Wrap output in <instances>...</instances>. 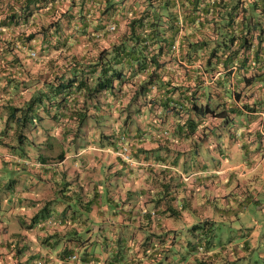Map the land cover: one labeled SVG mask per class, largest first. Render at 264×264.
I'll return each instance as SVG.
<instances>
[{"label":"trees","instance_id":"trees-1","mask_svg":"<svg viewBox=\"0 0 264 264\" xmlns=\"http://www.w3.org/2000/svg\"><path fill=\"white\" fill-rule=\"evenodd\" d=\"M218 71L204 83L203 72ZM75 90L92 109L124 111V128L103 140H246L236 120L264 110V0H0V143L28 138L41 109L74 118L78 130L89 114L65 103ZM147 173L154 186V167ZM160 221L141 242L150 249L154 236V259L176 231ZM215 228L192 223L189 250L209 245Z\"/></svg>","mask_w":264,"mask_h":264},{"label":"crops","instance_id":"crops-1","mask_svg":"<svg viewBox=\"0 0 264 264\" xmlns=\"http://www.w3.org/2000/svg\"><path fill=\"white\" fill-rule=\"evenodd\" d=\"M234 83L236 87L239 85L236 76ZM83 96L76 90L72 91L65 103L72 110H77L78 106H91L92 102L83 104L79 100ZM53 108L58 113L64 111L62 106ZM115 119L118 122L111 128L113 132L124 128L121 119L118 116ZM59 120L61 133L63 130L68 132L77 124L74 120L72 126H65L69 120L67 116ZM36 121L34 128L27 133V140H21L19 145L11 140L0 143V158L4 162L8 161L7 158L14 159L17 165L23 161L24 170L27 162L35 165L40 178L46 182L41 187L30 188L23 173L17 176V183L10 182L5 190L0 188V264H37L38 259L41 264H154L165 254L167 259L162 264H243L246 256L247 264H264V235L247 230L239 233L244 234L243 237H231L225 243H217L218 233L214 230L209 245L203 244L202 249L190 251L186 242L189 233L186 235L184 232L182 236L177 230L186 222L192 224L205 219L217 226L221 221L218 219L237 214L239 210L245 213L252 202L264 207L258 197L259 192H264V110L246 111L236 120V123L243 122L238 131L243 129L246 140H198V146L195 145L197 140H130L133 152L142 147L138 157L149 162L143 166L131 165L115 152L118 140H79V132L74 135V131L72 134L76 140H70L71 136L68 140H57L62 143L58 152L49 153L46 146V150L38 153L32 150V146H36L32 137L42 130ZM259 134L261 137L258 138L256 135ZM232 145H235L233 150L230 149ZM27 152L33 154L32 161ZM79 160L85 168L81 170L86 179L83 183H80L81 178L74 168ZM152 166L154 186H150L147 179V168ZM103 176L106 189H102L100 184ZM60 178H71L74 183L77 180L81 189L79 197L72 201L74 206L60 201L56 204V215H49L40 223L32 217L36 213L35 208L42 199L51 200L53 183H58ZM2 179L0 187L2 183L6 184ZM163 181L166 185H162ZM89 182H92V189ZM148 186L149 190L146 189ZM153 191L154 201H151ZM165 192L174 197L169 203L165 198L160 199ZM104 193L107 197L105 203ZM172 208L178 211L173 212ZM77 209L88 210L90 220L84 213H76ZM104 210L114 218H110L109 226L104 222ZM154 218L161 220L160 226L176 230L174 238L170 234L167 239L171 248L161 250L155 259L153 252L149 253L152 249L154 251L153 235L150 249L145 251L140 247L147 236V226L151 231L153 229ZM50 219L52 221L48 222ZM93 220L95 224L105 225L108 232L101 226L93 228L90 224ZM80 225L90 230L83 235ZM119 226L121 228L118 229ZM123 230H132L130 245L126 244L129 240L124 237ZM118 233L120 236L116 240ZM178 235L181 240L180 237L175 238ZM54 236L60 243L55 244ZM98 236L105 243L99 249L93 245ZM234 243L237 245H231ZM255 249L258 255L251 256L250 252ZM72 254L76 257L71 258ZM142 257H145V263Z\"/></svg>","mask_w":264,"mask_h":264},{"label":"rangeland","instance_id":"rangeland-1","mask_svg":"<svg viewBox=\"0 0 264 264\" xmlns=\"http://www.w3.org/2000/svg\"><path fill=\"white\" fill-rule=\"evenodd\" d=\"M77 48L81 49L82 45H76ZM94 50V49H92ZM35 54V53H34ZM33 54V55H34ZM127 88L129 89V85L127 86ZM84 96L81 97L79 100H82L84 102ZM78 100V101H79ZM86 101H89V99H87ZM116 107H118V104H116ZM78 110H84L82 108H80L79 106L77 107ZM92 107L88 106V116L87 118L84 120V122L81 123L80 127L78 130H76V127H71V130H68V132L66 133L64 130L60 131L61 125H59L57 122L61 121L59 120L60 115H58L59 117H52L49 116L47 113V110L41 109L40 110V114L42 115V118L40 120H37V125H39L41 127V131H39L38 133H35L34 136L32 137V139H35V143L36 146L33 147L32 146V150H35L36 152H40L42 150H46V146L49 148V153L54 154L55 152H58L61 149L62 143H60L57 140H68V137L71 136L70 140H76L75 136H73V131H74V135L75 133L79 132V135L77 137H79V140H100L101 139V135L100 133H109L112 132L111 128H113L114 124H116L118 122L117 116L121 119L122 122V118L124 117V111H119L118 108L116 109H111L110 112L106 113V111L100 112L97 110H91ZM76 110V111H78ZM56 111L53 108V112ZM92 111V112H90ZM122 112V113H121ZM147 117L144 116L142 118L143 121L147 120ZM71 120V121H70ZM140 120V119H138ZM72 121H74V118L69 119L67 121V123H65V126H72L73 123ZM35 123V122H34ZM135 124H132V129H134ZM119 129L114 130V132H118ZM122 130V129H121ZM241 130V129H240ZM243 130V129H242ZM57 131V133H56ZM58 131H60L58 133ZM233 131H236V128L233 126H231L230 128V133H235ZM103 140V139H101ZM129 140V139H128ZM146 140H150V139H146ZM225 140H227V138H225ZM13 141L16 145H19L21 143V140H11ZM49 143V145H48ZM235 148V145H232L230 147L231 150H233ZM2 150H0L1 152ZM27 154H29L30 159L32 161L33 158V154H31L30 152H27ZM130 157L132 159H135L136 157L132 154V152L130 153ZM8 161L4 162V160L2 158H0V179H2V182L6 181V184L2 183L1 184V189H7V185L12 182V183H17V176H22L23 173H25V176L27 178L26 180V184L30 186V188H35V187H41L44 183L46 184V182L40 178V174L37 171V167L35 165H30V163L27 162V164L24 166L26 168V170H24L23 167V161H21L19 163V165H17L14 162V159L11 158H7ZM144 161V159H142ZM71 161V160H70ZM145 164H148L149 162H147L146 160L144 161ZM71 164H73V162H71ZM30 165V166H29ZM143 165H139V166H143ZM83 165H81V161L79 160L78 162H76V165L74 166L75 168V173L76 175H79L78 177L81 178V182L83 183L86 181V179L84 178V174L81 170L85 169L82 168ZM64 178V177H63ZM60 178V180H58V183H53V197L51 198L50 201H44L43 199L41 200V204L38 205L35 208L36 213L34 215H32V217L35 219H38L37 221H39L41 223V221L43 222L44 219H46L49 215H56V213L58 212L57 209L58 207L56 206L57 203H59L60 201H64V202H69L70 205L74 206V204H72V201L75 202L77 200V197H79V191H81L80 187L78 186L79 182L76 180V182L74 183V181L71 178ZM84 178V179H83ZM92 182H89L88 186H91ZM100 184L102 185V189H106V185H105V179L104 176L102 177V179L100 180ZM76 185V187H75ZM87 186V183L85 184V187ZM66 187H70L71 189L74 190H69ZM93 186H91L92 189ZM52 188V187H51ZM58 188V189H57ZM57 189V190H56ZM105 193H104V198H103V202L105 203L107 201V197H105ZM259 197V201L261 202V204H264V192H259L258 194ZM72 198V199H70ZM70 199V200H69ZM50 202L53 204L51 205ZM70 211V209H69ZM78 212H82L84 213L85 217H87L88 221L90 220V213L88 212V210H80L77 209L76 213ZM103 216H104V222L107 223V225L109 226L110 223V218L111 220H114V218L111 217V215H108L107 212H105V210L103 211ZM231 213V212H229ZM243 210H239L237 212V214H229L227 217H223L218 219L217 221H220L215 230L218 233L217 237H216V242L219 243L220 241H223L224 243L231 240V237H243L245 236L243 235H239V233H244L247 230H250L252 233H256V234H260V235H264V207L263 205L260 207L256 206L255 203H251L249 208L246 210V212L244 213ZM236 215H238V218H236ZM77 218L80 219L81 217H79V215L77 214ZM100 221V220H99ZM92 223V227L94 228V226H96V229L98 228V226H101V228H103L105 230V232H108V228H106L105 225H102L101 223L96 222V224L93 221H90V224ZM95 224V225H93ZM258 224V225H257ZM184 226H180L179 228H177V230L181 231L180 235L185 232L188 231V229L191 226V223H184ZM87 226H81L80 225V230L82 231L81 234L85 235L90 229H87ZM89 228V226H88ZM121 228L120 226L118 227V229ZM125 228V227H124ZM132 230L130 231H122L123 234H125L124 237H126L127 240H129L126 244L130 245L131 242V237L133 236L131 233ZM150 228H146V234H148L150 232ZM153 231V229H152ZM151 231V232H152ZM82 235V236H83ZM95 235V232H94ZM119 233L117 234V237L115 238L116 240L119 237ZM107 237H110L109 235ZM101 236L97 237V240L93 242V245L96 246L97 249H99L100 247H102V245H105V243L100 240ZM53 240H55V244L60 243L59 240H57L55 238V236L53 237ZM231 245H237V243L231 244ZM141 249H143V246H140ZM232 247V246H231ZM262 247V246H260ZM130 250L132 251V248L130 247ZM257 249L252 250L250 252V255L255 256L258 255V253L256 252ZM79 251H82V248H79ZM143 259V263H145V257H142ZM128 262V259L127 261ZM243 264H247L248 262V256H246L243 260H242Z\"/></svg>","mask_w":264,"mask_h":264},{"label":"built area","instance_id":"built-area-1","mask_svg":"<svg viewBox=\"0 0 264 264\" xmlns=\"http://www.w3.org/2000/svg\"><path fill=\"white\" fill-rule=\"evenodd\" d=\"M109 29H113V25L109 26ZM172 48L177 52L178 50V38L176 39L175 43L172 45ZM32 55L35 53L34 51L31 52ZM200 66V65H199ZM219 74V71L216 72V74L213 77H209L206 73L203 72V76L205 78L204 83L208 84L211 83L213 78ZM164 133H166V131H164ZM129 139V140H128ZM130 140H134L133 138H124V139H119V144L117 146V148H115V152L122 158L124 159L126 162H128L131 165H143L145 162L143 160L140 159H132L130 157V153H131V149H130V145H131V141ZM52 221V219L48 220V222ZM71 258L76 257V254H72L70 256Z\"/></svg>","mask_w":264,"mask_h":264},{"label":"clouds","instance_id":"clouds-1","mask_svg":"<svg viewBox=\"0 0 264 264\" xmlns=\"http://www.w3.org/2000/svg\"><path fill=\"white\" fill-rule=\"evenodd\" d=\"M137 166H139V165H137Z\"/></svg>","mask_w":264,"mask_h":264}]
</instances>
